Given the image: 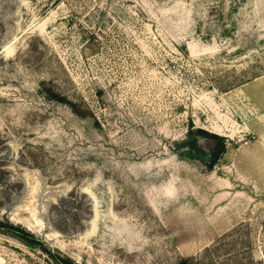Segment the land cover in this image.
<instances>
[{
  "label": "rangeland",
  "instance_id": "1",
  "mask_svg": "<svg viewBox=\"0 0 264 264\" xmlns=\"http://www.w3.org/2000/svg\"><path fill=\"white\" fill-rule=\"evenodd\" d=\"M0 216L82 264H264V0H0Z\"/></svg>",
  "mask_w": 264,
  "mask_h": 264
},
{
  "label": "trees",
  "instance_id": "2",
  "mask_svg": "<svg viewBox=\"0 0 264 264\" xmlns=\"http://www.w3.org/2000/svg\"><path fill=\"white\" fill-rule=\"evenodd\" d=\"M45 90H46L45 91L46 95L50 99L63 102L69 105L72 108V110H74L75 112H80V109L78 107V102L75 99H72L71 97L65 95L64 93L58 91L57 89H53L52 87L47 88ZM199 130L200 132H204V130L202 129H199ZM0 232H5V233H9V234H13L15 236L21 237L27 243L31 245L39 244L41 248L43 249V251H45L47 254L52 256L58 264H82L74 260L72 257L64 256L60 254L57 255L49 244L37 238L32 232L27 231L21 225L13 223L9 219H4L1 216H0Z\"/></svg>",
  "mask_w": 264,
  "mask_h": 264
},
{
  "label": "water",
  "instance_id": "3",
  "mask_svg": "<svg viewBox=\"0 0 264 264\" xmlns=\"http://www.w3.org/2000/svg\"><path fill=\"white\" fill-rule=\"evenodd\" d=\"M218 159H219V153H217L214 156V158L212 159V161L210 162V164H209L210 168H212L215 165V163L218 161Z\"/></svg>",
  "mask_w": 264,
  "mask_h": 264
}]
</instances>
